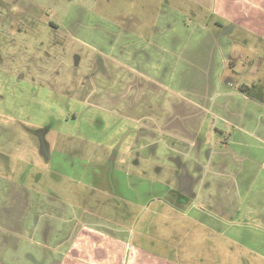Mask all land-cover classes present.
I'll list each match as a JSON object with an SVG mask.
<instances>
[{
    "label": "rangeland",
    "instance_id": "1",
    "mask_svg": "<svg viewBox=\"0 0 264 264\" xmlns=\"http://www.w3.org/2000/svg\"><path fill=\"white\" fill-rule=\"evenodd\" d=\"M212 1L0 0V264H31L80 222L132 244L153 224L180 263L264 254V48L247 36L218 65ZM210 151L225 178L202 170ZM180 170L234 189L225 221L180 213L195 204Z\"/></svg>",
    "mask_w": 264,
    "mask_h": 264
},
{
    "label": "crops",
    "instance_id": "2",
    "mask_svg": "<svg viewBox=\"0 0 264 264\" xmlns=\"http://www.w3.org/2000/svg\"><path fill=\"white\" fill-rule=\"evenodd\" d=\"M212 2L213 4L208 11L211 16L214 15L213 23L219 26L218 28L214 26L213 30L210 29L209 31L208 29H202V34L214 35V37L219 39V44L226 46V57L223 56L220 61L221 64L218 65L226 66L228 60L234 55L235 48H239L242 45L245 46L244 43H248L249 37L255 40L254 45L252 44L251 46H259L260 49L264 48V0H213ZM220 29L223 30L220 31ZM210 39L212 40V38ZM211 40L209 41L212 42ZM238 56L243 58L242 53H238ZM203 60L211 61L213 56L211 58H203ZM249 61L252 62L253 67L255 58ZM224 70L225 68L222 71L224 72ZM250 72L254 73V70L252 69ZM219 77L221 80L224 79L229 87L232 85L229 74L221 73ZM231 92L233 91L229 89L226 93L230 94ZM256 105L264 106L263 103H257ZM155 141L156 139H153L149 142V145H151L149 148L155 144ZM161 142L160 139L157 140L158 145ZM193 154L195 153L193 152ZM182 156V160L186 159L189 162L193 159V155L189 157L188 154H183ZM218 156V152L210 151L202 170L205 171L207 169L205 171L206 174H210L214 178H217L215 176L225 178L226 158L222 157L221 161H219L221 162L220 165L215 161ZM194 157L197 167L198 164L204 163V160L199 157V153ZM209 163H212L211 169H208L210 168ZM222 172H224V175H220ZM175 177L176 188L188 197L193 198L195 203L189 208L190 210L180 213L186 215L197 207V209H202L205 212L211 211L213 215L209 214V216L215 220H226V197L234 189L226 188L224 191L218 188H211V186L205 185V183L200 182L193 175H189L183 170L178 171ZM202 177H206V175ZM215 195H221V204L219 203L220 201L217 203L219 199ZM147 205H150V203ZM203 214L206 216L205 213ZM152 226L153 224L147 225L145 222L142 234L137 238L138 243L132 244V241L128 243L129 235L127 236L128 233L124 232V230L111 234L96 226L80 222L76 227L74 225L72 233L63 238L61 243L56 246L59 248L28 254L27 257L30 259L27 258V260L31 264H187L177 262L176 253H173L168 242H165L163 237L160 239L157 236V232L156 234L152 232ZM239 251L242 254L235 250V253L238 252V254L236 253L237 257L228 255L226 264H232L231 262L248 264L247 260H244L246 256H244V252H250L258 258L264 259V254L258 252L252 246H242ZM34 256L37 259L34 260ZM219 259L218 257L217 260ZM24 260L26 259L18 262V264L23 263Z\"/></svg>",
    "mask_w": 264,
    "mask_h": 264
}]
</instances>
